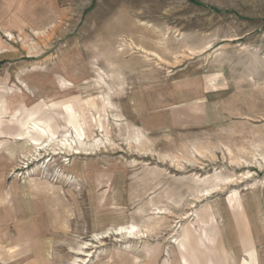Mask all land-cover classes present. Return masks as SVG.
Instances as JSON below:
<instances>
[{
	"label": "rangeland",
	"instance_id": "1",
	"mask_svg": "<svg viewBox=\"0 0 264 264\" xmlns=\"http://www.w3.org/2000/svg\"><path fill=\"white\" fill-rule=\"evenodd\" d=\"M0 243L264 264V0H0Z\"/></svg>",
	"mask_w": 264,
	"mask_h": 264
},
{
	"label": "bare ground",
	"instance_id": "2",
	"mask_svg": "<svg viewBox=\"0 0 264 264\" xmlns=\"http://www.w3.org/2000/svg\"><path fill=\"white\" fill-rule=\"evenodd\" d=\"M102 79V78H101ZM102 81V80H101ZM98 88V87H97ZM99 89V88H98ZM217 96V95H216ZM42 101H44V102H46V104L47 103H49V102H47L46 100H44V99H41ZM108 101H109V99H108ZM27 103V102H26ZM51 103V102H50ZM109 103V102H108ZM107 105V104H106ZM109 105H110V107H111V104L109 103ZM25 105H19V107L13 112V114H10L9 113V109H8V113L10 114V115H14L15 113H16V111L20 108V107H24ZM9 116V115H8ZM64 137H66V136H64ZM67 138V137H66ZM70 138V137H69ZM76 138H79L80 139V143H81V145H83V142H82V139H81V135H79V134H77L76 135ZM136 141V140H135ZM46 142H48V141H46ZM44 143V144H42L41 146H39V147H37V149L36 150H43L44 149V147L45 146H48V143ZM63 145H64V147L67 149V150H70L71 152H73L74 153V155H80V154H82V152L83 153H85V151H86V153H88L89 152V149L87 148V147H83V146H81L80 148L77 146L76 148H74V144H72L71 142H70V140H66V142H64V143H62ZM78 144V143H77ZM91 150V149H90ZM198 151V150H197ZM38 152V151H37ZM69 152V151H68ZM230 153V152H229ZM232 154V153H231ZM230 154V155H231ZM35 161H37L36 159H34ZM206 195H209V193H206ZM204 196V195H203ZM158 214H163V213H158ZM114 230V229H113ZM108 234H110V233H108V231L106 230V232L104 233V235H106V236H104V237H102V238H107V236H108ZM115 235H117V236H120V237H122V238H128V239H135V238H137V237H141V239L142 238H147L148 236H147V234H145V233H142V231L140 230V229H138V227L137 226H135V225H129V226H120V227H118L117 229H116V233H115ZM187 237V236H186ZM102 238H100V239H102ZM183 241H185V240H183ZM193 243V242H192ZM91 254V253H90ZM190 257H191V261H192V263L193 264H196L195 262H198L199 264H200V262L198 261V258H196V257H194V255L190 252ZM195 260V261H194ZM180 263H182V260H181V257H180ZM202 264V263H201Z\"/></svg>",
	"mask_w": 264,
	"mask_h": 264
},
{
	"label": "crops",
	"instance_id": "3",
	"mask_svg": "<svg viewBox=\"0 0 264 264\" xmlns=\"http://www.w3.org/2000/svg\"><path fill=\"white\" fill-rule=\"evenodd\" d=\"M46 143H49V141H48V142H46ZM81 146H83V145H81ZM81 146H80V147H81ZM80 147H79V148H80ZM83 147H85V146H83ZM1 245H3V244H1V243H0V246H1Z\"/></svg>",
	"mask_w": 264,
	"mask_h": 264
}]
</instances>
